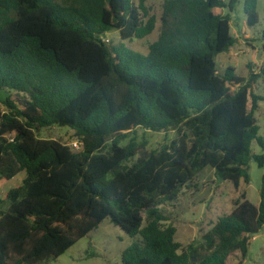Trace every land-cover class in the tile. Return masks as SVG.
Wrapping results in <instances>:
<instances>
[{"label": "trees", "instance_id": "16d2710c", "mask_svg": "<svg viewBox=\"0 0 264 264\" xmlns=\"http://www.w3.org/2000/svg\"><path fill=\"white\" fill-rule=\"evenodd\" d=\"M240 3L165 0L158 39L143 54L127 43L151 35L156 19L144 20L134 0H0V91L9 93L0 101V176L26 173L0 214V264L59 258L106 219L133 239L121 264L247 258L264 229V175L259 202L243 194L197 245L176 240L162 207L197 188L205 169L239 187L251 182L253 160L264 167V98L253 91L264 65L247 79L217 65L236 43ZM258 4L244 0L251 28ZM112 30L119 44L105 39ZM51 126L72 129L80 148L38 137ZM138 128L176 138L149 152L134 139L123 146Z\"/></svg>", "mask_w": 264, "mask_h": 264}, {"label": "rangeland", "instance_id": "374dc122", "mask_svg": "<svg viewBox=\"0 0 264 264\" xmlns=\"http://www.w3.org/2000/svg\"><path fill=\"white\" fill-rule=\"evenodd\" d=\"M59 1V0H57ZM141 7V15L144 20L156 19V27L151 35L145 39H134L128 42V46L143 54L148 53L149 45L158 39L161 30V17L165 0H134ZM144 7V9L142 8ZM244 0L238 5L232 14V35L236 38L234 47L228 53L217 57L219 73H224L228 67H233L236 74L247 79L251 72L259 73L264 65V0H259L258 12L260 22L251 28L247 25L246 15L243 10ZM217 13L223 15L229 13V9H218ZM105 39L113 44H119L122 40L118 30H112L106 34ZM255 95L264 98V77L254 85ZM6 90L0 91V101L8 96ZM251 106V100H250ZM258 124L261 127L260 134L264 137V101H260V108L256 112ZM39 138L55 139L63 143L71 144L77 141L75 132L69 127L51 126L37 132ZM176 138L175 131L152 132L144 128H138L128 134L122 145H127L131 139L141 147V151L159 150L163 145ZM109 151H106L108 153ZM253 152L262 153L261 147L253 144ZM139 157V156H138ZM137 158H134L133 162ZM130 164V163H129ZM251 182L241 183L236 187L232 182L218 180L214 172L205 169L199 174L196 186L183 188L174 201L166 202L162 207L170 222L177 227L176 240L188 246L203 242V235L211 228L220 216L229 214L241 196L245 194L254 203L260 200V189L264 167L261 168L253 160L250 168ZM26 173H20L11 180H5L0 176V214L9 207L7 195L13 188L23 184ZM133 242L120 227L106 219L96 230L81 239L59 258H49L39 264H121L123 251ZM242 261L241 254L232 260V264ZM242 264H264V229L251 237L247 258Z\"/></svg>", "mask_w": 264, "mask_h": 264}, {"label": "built area", "instance_id": "2783aa9c", "mask_svg": "<svg viewBox=\"0 0 264 264\" xmlns=\"http://www.w3.org/2000/svg\"><path fill=\"white\" fill-rule=\"evenodd\" d=\"M70 146L75 148V149H79L80 148V143L78 141H76V142L71 143Z\"/></svg>", "mask_w": 264, "mask_h": 264}]
</instances>
